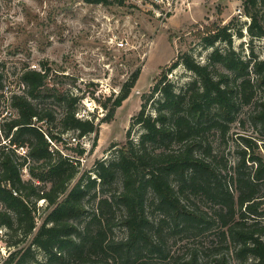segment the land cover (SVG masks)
Returning a JSON list of instances; mask_svg holds the SVG:
<instances>
[{
    "label": "trees",
    "instance_id": "trees-1",
    "mask_svg": "<svg viewBox=\"0 0 264 264\" xmlns=\"http://www.w3.org/2000/svg\"><path fill=\"white\" fill-rule=\"evenodd\" d=\"M244 4L251 19L244 26L252 36H264V0ZM199 33L206 45L233 43L230 24L206 25ZM181 57L195 78L177 89L168 73L181 62L164 68L153 90L161 94L155 112L146 113V102L135 116L143 127L139 138L129 132L113 160H97L92 172L79 173L75 161L87 148L70 144L64 133H98L100 122L78 116L76 96L51 87L45 68L22 73L23 90L10 101L18 114L4 122L6 142L0 146V229L16 237L0 264H157L173 257L170 236L190 239L175 263L264 264V156L248 139L249 151L237 163L223 164L208 142L212 129L227 132L248 105L249 118L264 130V96L256 99L264 94V58L245 59L219 48L206 63L189 53ZM213 63L224 70L214 71ZM138 75L139 70L110 106L103 103V120L115 115ZM49 95L67 103L59 129L53 111L36 103ZM118 178L121 188L101 194ZM41 199L47 202L42 216ZM117 225L126 227V237H114ZM215 227L219 241L204 245L200 235Z\"/></svg>",
    "mask_w": 264,
    "mask_h": 264
},
{
    "label": "rangeland",
    "instance_id": "rangeland-1",
    "mask_svg": "<svg viewBox=\"0 0 264 264\" xmlns=\"http://www.w3.org/2000/svg\"><path fill=\"white\" fill-rule=\"evenodd\" d=\"M110 1L0 0V146L6 142L4 122L18 114L10 103L11 95L22 92L20 79L28 67L45 68L51 87L76 96L72 106L78 116L93 117L100 122L98 133L82 137L74 130L64 133L70 144L87 148L79 163L75 161L81 173L92 172L99 159L113 160L129 132L131 137L139 138L143 127L136 123L135 116L146 102V113L155 112V102L161 96L160 92H153L158 77L167 66L177 60L181 62L182 55L189 53L197 61L206 63L212 51L219 48L221 52L233 49L245 59L264 58V36H252L244 26L246 20L237 13L239 7L246 11L244 0ZM214 23L230 24L234 33L232 45L224 40L213 46L206 45L199 32L203 26ZM239 28H245L243 35L237 33ZM211 68L224 70L219 63H213ZM138 70V79L128 98L110 120H103L108 111L103 103L110 106L123 84ZM195 76L182 62L168 73L177 89L187 86ZM263 96L259 92L256 99ZM36 103L53 111L54 125L61 128L59 118L67 107L66 101L49 95ZM252 108L253 105L243 107L227 132L220 129L209 132L208 142L223 164L237 163L244 151H249L248 139L254 142L255 151L264 156V130L249 118ZM23 173L24 178L30 177L27 167ZM121 187L122 181L118 178L101 194ZM38 205L42 216L47 202L41 199ZM3 207L0 202V208ZM127 234L123 225L114 227V237L124 238ZM200 236L204 245L220 239L217 227ZM14 239L6 228L0 229V261L9 255L13 247L10 241ZM168 240L173 257L181 255L185 242L190 241L174 236ZM173 257L157 264H179Z\"/></svg>",
    "mask_w": 264,
    "mask_h": 264
},
{
    "label": "built area",
    "instance_id": "built-area-1",
    "mask_svg": "<svg viewBox=\"0 0 264 264\" xmlns=\"http://www.w3.org/2000/svg\"><path fill=\"white\" fill-rule=\"evenodd\" d=\"M238 15H240L243 19L248 20L249 22L251 21L250 17L246 14V12L239 7V9L237 10Z\"/></svg>",
    "mask_w": 264,
    "mask_h": 264
}]
</instances>
